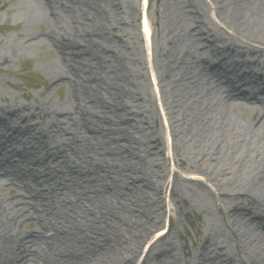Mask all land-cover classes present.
<instances>
[{"label": "rangeland", "instance_id": "1", "mask_svg": "<svg viewBox=\"0 0 264 264\" xmlns=\"http://www.w3.org/2000/svg\"><path fill=\"white\" fill-rule=\"evenodd\" d=\"M233 2L87 0V5L78 2L63 9L61 0H0V108L24 107L32 113L30 125L43 132L51 131L52 121H61V134L69 137L77 122L75 115L62 117L83 107L103 119L94 123L96 129H106L102 121L110 119L113 128L126 137L135 158L104 151L100 156L111 168L114 164L129 166L132 177L144 185L132 188L131 179L124 177L119 180L125 185L122 191L92 194L90 202L107 205L120 217L115 223L106 222L108 231L116 229L120 238L130 241L135 233L142 235L132 264H193L208 241L220 250V257L211 264H237L243 258L239 254L242 244H251L255 223L248 219L249 224H234L230 217L234 202H229L255 192L264 196V178L259 173L264 164V105L252 114L251 104L242 101L243 109L229 108L226 122L209 109L224 95L226 83L240 73L264 75V53L253 54L249 42L238 33ZM49 35L65 36L78 42V47L94 46L75 62L56 52L47 42ZM223 46L237 50L220 53ZM72 70L78 72L75 81ZM57 74L64 76L60 79ZM181 76L186 77L179 81ZM93 77L103 82H92ZM119 79L126 80L120 90L123 108L113 112L104 84ZM48 111L56 112V117ZM203 113L213 116L198 131L192 123ZM186 114L190 116L187 124ZM16 127L14 122L5 127L0 123V144L33 145L27 134H14ZM39 134L43 141L52 142L50 134ZM11 136L15 139L6 141ZM108 136L115 138L110 132ZM159 137L163 148L155 142ZM215 141L223 142L217 158L204 155L209 143L216 148ZM57 171L58 178L46 173L58 192L68 185L84 187L74 173ZM222 190L231 196H220ZM35 194L22 180L0 178V203L9 215L24 214V227L30 220L38 224L48 216L40 208L49 207L35 208ZM234 194L241 197L234 199ZM58 196L64 202L57 197L51 208L70 200L68 194ZM260 242L258 246L264 245ZM123 247L120 250L126 251Z\"/></svg>", "mask_w": 264, "mask_h": 264}, {"label": "bare ground", "instance_id": "2", "mask_svg": "<svg viewBox=\"0 0 264 264\" xmlns=\"http://www.w3.org/2000/svg\"><path fill=\"white\" fill-rule=\"evenodd\" d=\"M78 2L82 5L88 4L87 0H61L60 4L64 9L68 6L72 8ZM52 4L54 3H48V6ZM57 4L59 5V3ZM233 5V20L238 26V33L246 42H249L253 54L264 53V0H234ZM50 35L47 42L54 46L56 52L61 56L66 54L70 60L75 62L80 57L83 58L90 54L93 48L90 46H94L93 43H90L78 47V42L69 40L65 36ZM236 50L232 46H223L220 53L235 52ZM108 52L109 50H104L105 54ZM206 62H208V66L211 65L209 61L206 60ZM186 68H184L183 73L187 76ZM72 75L75 81L78 72L72 70ZM63 76V74L56 75L60 79ZM186 76H181L178 80L180 81ZM199 79L201 80V77ZM91 81L99 82L102 80L100 77L98 79L93 77ZM122 82H126V80L119 79L113 82L112 85L104 84L109 91L108 108L110 111L116 112L119 107L123 108L120 101ZM228 83H226V88L223 91L224 95L217 98L214 105L209 107V109L212 108L219 121L226 122L228 120L230 107L235 106L243 109L242 101L251 104L247 108L252 114L258 109H263L264 75L242 72L236 77L235 81L230 80ZM241 84L247 86V89H241ZM258 97L263 100H259ZM80 99L82 100V98ZM26 110L24 107L9 110L0 108V123L3 127L14 122L19 126L14 130V134H27L28 138L34 140V144L30 147L18 142L15 145L10 144L8 146L0 144V178L11 176L15 181L22 180L30 186L36 193L35 196L38 200L35 208L41 204L47 208L49 207V209L40 208L41 214L47 210L46 215L48 216L38 224L30 220L27 226L24 227L22 219L25 215H9L5 209L6 207L3 206L4 204L0 203V229L4 231L0 235V264H132L133 256L141 243L142 235L135 233L134 240L132 238V241H130L131 239L120 238L116 233V229H109L108 231L106 222L115 223L121 220L120 217L111 207L90 202L92 194L97 195L100 192L119 188L122 191L125 185L121 184L119 180L124 177L131 179L132 188L136 189V185H144L143 180L132 177L129 166L114 164L112 169L103 160V156H100V153L104 151L105 154L111 156L128 155L130 158H135L133 153L129 151L130 146L126 137L113 128V122L110 119L102 121L106 123V129H96L94 123L100 121L101 118L95 114L87 113L83 107L79 109V112L73 110L65 113L62 117L66 120L69 119L70 115H75V121L77 122L76 124L73 122V131L72 133L69 132V137L61 134L62 131L64 132L60 127L61 121L55 123L52 121L50 124L51 131H47L48 133L43 132L46 131L45 129L31 126L30 121L32 119L30 117L32 113L29 110L25 113ZM48 113L50 116L56 117V112L48 111ZM213 113H203L198 119L195 118L192 123L194 124L193 127L195 126L194 128L199 131L200 126H203L208 119L211 120ZM42 114L44 116V113ZM189 117L187 114L184 117L185 124L189 123ZM130 120L128 118L127 121ZM74 132L76 134H73ZM108 132L114 134L115 138H110ZM39 133H44L47 137L50 134V138L53 139L52 142L43 141L42 135L40 138ZM12 138L15 139L11 136V138L7 137L6 141ZM119 140H123L124 143H119ZM162 141L160 137L155 139L157 145L161 144L160 148H163ZM52 143H57L60 146L58 148L49 146ZM218 143L219 145L217 141L214 142L216 148L209 143L204 155L209 154V157L214 155L217 158L223 146V142L219 141ZM112 145H116V147L112 148ZM53 149L54 151H52ZM41 155L44 158H41ZM60 157H62V160H59ZM67 159H70L71 163L75 165L71 166L66 161ZM76 160H78L77 163ZM71 167H74V169H71ZM57 170L79 176L78 178L85 184L84 187L68 185L63 187V191L58 192L54 185H51L50 178L46 173H52L54 177L58 178ZM259 173L261 178H264V164L259 167ZM76 176L74 177L77 178ZM71 183L74 184V182ZM126 188L130 190V187L126 186ZM218 193L222 197L228 198L231 196L224 190ZM66 194H68L67 198L70 199L67 204L62 205L60 203V206L51 208L56 205L57 197L61 200L58 195H64L65 198ZM156 194H158L157 191ZM238 197H241V195L234 194V199ZM230 200H232V197ZM60 202H64V200ZM233 202L234 207L230 212V217H232L234 224H249L251 223L249 220L255 223L254 234H252L249 241L251 244H242L241 253L239 254L243 255V258L237 260V264H264V245L258 246L256 243H261L260 240L264 241V196L255 192L249 197L244 196L243 200L236 199L229 203L232 204ZM27 227H29V230H27ZM33 229H36V232ZM47 232L50 234H45ZM119 247H123L126 251L120 250ZM210 248L211 250L213 248L211 256L208 252ZM202 249L198 251L195 257L196 260L192 262L193 264H211L212 259L220 257V250L216 249L215 243L208 241L206 247L204 246ZM24 254H28L29 257L27 255L24 257ZM149 254L150 248L147 250V256ZM222 256L225 260H231L230 257L226 258L228 255ZM86 260L89 261L86 262ZM159 264L168 263L160 261Z\"/></svg>", "mask_w": 264, "mask_h": 264}]
</instances>
